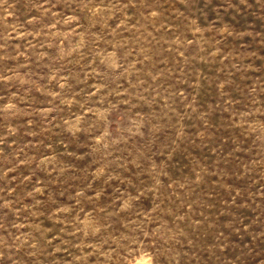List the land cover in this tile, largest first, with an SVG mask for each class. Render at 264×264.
Returning <instances> with one entry per match:
<instances>
[{
    "label": "rangeland",
    "instance_id": "obj_1",
    "mask_svg": "<svg viewBox=\"0 0 264 264\" xmlns=\"http://www.w3.org/2000/svg\"><path fill=\"white\" fill-rule=\"evenodd\" d=\"M0 264H264V0H0Z\"/></svg>",
    "mask_w": 264,
    "mask_h": 264
}]
</instances>
